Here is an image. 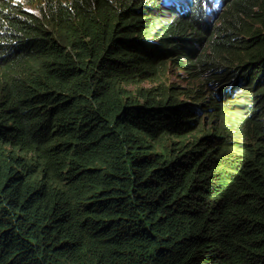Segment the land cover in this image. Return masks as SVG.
<instances>
[{
  "label": "trees",
  "instance_id": "trees-1",
  "mask_svg": "<svg viewBox=\"0 0 264 264\" xmlns=\"http://www.w3.org/2000/svg\"><path fill=\"white\" fill-rule=\"evenodd\" d=\"M27 1L0 0V264H264V0L210 31L159 0ZM170 60L202 87L142 85Z\"/></svg>",
  "mask_w": 264,
  "mask_h": 264
},
{
  "label": "clouds",
  "instance_id": "clouds-1",
  "mask_svg": "<svg viewBox=\"0 0 264 264\" xmlns=\"http://www.w3.org/2000/svg\"><path fill=\"white\" fill-rule=\"evenodd\" d=\"M21 1H25L27 4H25V6L27 8H32L31 4H29V2L27 0H21ZM158 1V0H157ZM228 0H159V2L161 3V5L166 8V10L169 11H174L176 12L178 15L181 16H195L201 19V21L203 22L205 27L209 28V31L212 29H216L217 26L220 24V18L219 15L221 13V11L223 10V8L226 5V2ZM172 15H174L173 12H171ZM217 15V20L216 23L213 25V23H211V20L209 16H215ZM7 19V18H6ZM204 32L205 29H202ZM205 34V33H204ZM205 48V43L200 44L199 46H197V49L199 51L204 50ZM0 50H1V41H0ZM168 60V59H167ZM168 62V63H167ZM166 62V68L165 70L172 65L175 69H177L178 71H180L183 76L185 77L186 80V84H178V83H174L172 81L170 82H165L163 80H159L158 84H171L174 87H177L178 85H185V86H192L195 90H197L198 88H201L202 85L200 83V81H196L195 79L198 77L199 74L196 75V71L193 72L194 67L192 66H183L181 67V64H176L174 61H167ZM201 66H196V70H199ZM164 71V70H163ZM162 71V72H163ZM194 73V74H193ZM206 73H208V76L210 77V72L207 71ZM160 74V73H159ZM159 74L153 78H157L159 76ZM222 77V71L218 70L217 72H215L213 77H210L212 82H217L221 79ZM150 78V79H153ZM189 83V84H188ZM157 86V85H155ZM217 88L218 86L215 85ZM181 101L178 102V104H175L176 106H178L180 108V110H184V109H188V110H194L196 112L197 115V119H200L201 121H204L205 119H207L208 114H206V112L203 110V107L200 105L201 103H199L196 99L193 98V95H185V94H178L177 95ZM183 99H188L183 100Z\"/></svg>",
  "mask_w": 264,
  "mask_h": 264
},
{
  "label": "rangeland",
  "instance_id": "rangeland-1",
  "mask_svg": "<svg viewBox=\"0 0 264 264\" xmlns=\"http://www.w3.org/2000/svg\"><path fill=\"white\" fill-rule=\"evenodd\" d=\"M209 17L211 19L209 21H211V23H213V25H214L216 23V20H217V18H216L217 15L209 16ZM159 80H163L167 83L172 81V82L178 83V84H186V80H185V77L183 76V74L180 71H178L177 69H175L172 65H170L166 70L161 72L157 78L146 79L142 82V85L147 86V87L155 86L158 84ZM183 100H186V99H183Z\"/></svg>",
  "mask_w": 264,
  "mask_h": 264
}]
</instances>
